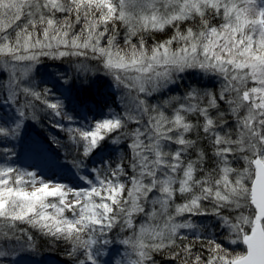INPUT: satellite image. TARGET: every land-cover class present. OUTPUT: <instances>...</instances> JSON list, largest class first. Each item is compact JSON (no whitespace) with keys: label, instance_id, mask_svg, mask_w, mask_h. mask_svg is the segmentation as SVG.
<instances>
[{"label":"snow or ice","instance_id":"snow-or-ice-1","mask_svg":"<svg viewBox=\"0 0 264 264\" xmlns=\"http://www.w3.org/2000/svg\"><path fill=\"white\" fill-rule=\"evenodd\" d=\"M45 245L264 264V0H0V264Z\"/></svg>","mask_w":264,"mask_h":264},{"label":"trees","instance_id":"trees-1","mask_svg":"<svg viewBox=\"0 0 264 264\" xmlns=\"http://www.w3.org/2000/svg\"><path fill=\"white\" fill-rule=\"evenodd\" d=\"M103 92L105 93H110L111 89H108L107 87H104L102 89ZM40 131L39 128H34L31 130V135L35 136L38 132ZM11 145H9L10 147ZM38 242L39 238H38ZM123 249V246H121ZM31 257H36L42 261H49L51 259H57L59 260L61 263L64 264V261L66 259L64 253L62 251H60L59 248H55V247H48V246H41L35 253H32L30 255Z\"/></svg>","mask_w":264,"mask_h":264},{"label":"rangeland","instance_id":"rangeland-1","mask_svg":"<svg viewBox=\"0 0 264 264\" xmlns=\"http://www.w3.org/2000/svg\"><path fill=\"white\" fill-rule=\"evenodd\" d=\"M19 163H20L21 166H27V161L21 160ZM116 247H119L120 251L118 253H114L113 261L116 260V259H119L120 255L123 252V249H122L121 246H116ZM30 258L32 260H34V261L39 262V264H62L61 262L57 261L56 259H51L49 261L43 262V261L38 260L36 257L33 258V257L30 256ZM105 259H107V257H105Z\"/></svg>","mask_w":264,"mask_h":264}]
</instances>
